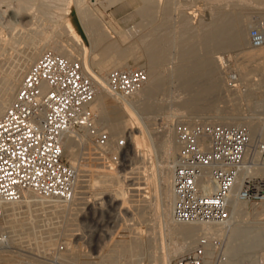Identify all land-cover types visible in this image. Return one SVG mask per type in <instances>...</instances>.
<instances>
[{
	"label": "rangeland",
	"instance_id": "1",
	"mask_svg": "<svg viewBox=\"0 0 264 264\" xmlns=\"http://www.w3.org/2000/svg\"><path fill=\"white\" fill-rule=\"evenodd\" d=\"M245 1L176 0L171 13V22L174 27H165L160 33L175 34L178 29L185 30L183 38L190 37L195 40L198 54L200 46L197 43L196 35L199 32L207 31L208 23L214 18L212 16L218 12L222 14L235 9L242 16L245 14L251 16L255 22L254 25L252 22L251 28L264 24L259 22L264 18V1L262 3H256L254 0ZM85 5L93 12L94 18L103 23L107 27L106 29H109L110 40L121 48L128 47L141 38L148 40L153 38L150 34L156 23L152 22L153 18H157L159 15V10L155 9L151 16L138 14V9L144 6V2L141 0H86ZM66 7L65 0H30L26 11H21L17 0H0V26L6 29L5 33H7L10 31V26L18 23L26 24L25 22L32 16L43 14V18L39 20L41 22L36 21L41 18V16H37L40 18L36 17V20L29 21L31 24H26V26H33L36 22L37 24L41 23L42 30L44 29L43 32L46 33L42 38L38 37L41 38L39 44L47 45L54 51L60 50L62 46L71 48L69 50L80 59L82 56L78 43L65 33L61 36L60 31L62 30L56 27L59 16L64 17ZM176 7L177 9H175ZM234 19L230 18L229 22H235ZM179 23L180 26L182 24L181 27H179ZM193 26L194 28L197 26L198 32ZM122 33H126L128 37H123ZM7 35L0 33V44L6 47L5 50L3 47V49L0 48V77H5L8 74L9 66L19 58L21 53L16 50L12 52V49H18L20 46L12 41L9 33ZM174 39L176 40V37ZM21 45V49L27 46L25 43H21ZM249 47L253 52L241 53L238 47L234 46L216 47L214 53L218 67L215 65V72L210 75L211 77L205 75L202 78L204 81L201 80L204 85H215V90L205 94L195 107L185 104V100L195 94L199 85L193 88L188 87V89L176 77L168 73V68H162L166 73L164 75L165 83L150 97V109L146 110L142 106L141 109L140 105L133 104L134 111L147 129L149 136V145L147 146L140 145L141 147H138L137 150L132 142L130 146L125 144L123 148L119 144L116 145H119L117 148H110L108 144L101 145V148L96 147L99 145L97 133L100 129L95 119L93 123L97 129L96 136L91 133L89 137L84 136L87 137L86 140H81L78 137L79 144L76 147L75 159L72 154H64L66 161L76 166L77 174H82L83 195L80 193L81 195L79 194L74 201L73 199L65 201L64 206L57 209H39L31 203L20 204L13 212L16 221L13 230L18 233L10 244L0 242L1 250L4 249V252L0 253V264H160V256L164 253L170 254L171 264H175V260L185 254V252L173 253L174 246L181 243L182 238L176 234L175 236L171 233L167 234L164 227H161L163 202L159 199L162 196V175L168 165L175 163L178 150L168 149L164 146V142L171 138L172 140L169 141L173 142L174 140V146L179 144L176 125L182 120L190 123L197 121L219 123L221 115L231 116L235 112L243 115L249 114L247 116H254L253 118L264 114L262 108L264 104L254 102V104L248 105L245 102L249 98L253 99L251 102L255 100L259 91L260 79L264 78V57L260 60H255L254 57L255 52L263 51L264 48H252L250 41ZM172 54L173 57L178 55L175 47L172 49ZM204 55L205 53H203ZM99 60L98 54L92 69L100 77L110 71L127 68L124 67V59L121 58L115 59L106 66L102 65ZM129 61L135 64L133 67L138 65V67H142L139 64L143 62L142 60L137 62L134 58H130ZM178 62L180 59H172L169 63L176 64ZM261 94L264 97V91ZM222 124H227V122H222ZM135 125V123L128 124L125 132L119 134L117 138L120 139L124 137L123 135L127 138L132 128L136 134L140 135ZM77 133L84 135L86 130L78 128ZM87 143H92L96 148L85 152ZM118 153H120V157L116 162L113 154ZM110 170L113 173L109 174V190L103 191L101 190L103 175L104 172ZM94 183L97 184L94 186ZM8 216L5 221L0 217V224L3 227H6L10 217ZM254 219L258 221L261 218L249 216L248 221L250 220L249 223H251L249 226H257ZM35 220L38 224L34 223ZM162 230L167 234L164 233V246L160 243ZM2 231L5 232L1 229L0 235ZM213 243L215 246L214 256L216 257L222 253L223 243L219 239L214 240ZM245 249L247 251V248ZM241 250L238 257H241L242 262L245 263V254L250 250L243 253ZM205 251L207 255L211 250L205 246ZM5 255L12 256L9 259Z\"/></svg>",
	"mask_w": 264,
	"mask_h": 264
},
{
	"label": "bare ground",
	"instance_id": "2",
	"mask_svg": "<svg viewBox=\"0 0 264 264\" xmlns=\"http://www.w3.org/2000/svg\"><path fill=\"white\" fill-rule=\"evenodd\" d=\"M17 1L19 9L21 11H26L30 0ZM65 1L67 7L65 9L64 17H61L56 13V15L59 16V19L56 22V27L57 29L59 28L60 30H62L60 31L61 36L65 33V35H68L76 43H78L82 56L80 59L75 54H73L72 51L69 50L71 48L68 49L62 46L60 50L54 51L49 49V46L47 45L39 44V39H41L43 34L46 33L43 32L44 29L42 30L41 23L37 24L36 22L37 25L33 23L35 26H26V24H31V22L29 21H32L37 16H41V18L37 17L40 19L36 18L37 20H35L41 22L39 20L43 18V14L37 15V13H35L37 16H32L28 21L25 22L26 24L18 23L10 26V31L7 33H5L7 30L0 26V33L2 35H7L9 33L11 38L13 39L12 41L14 43H18L20 46L18 49H12V52L13 50L19 51L18 53L21 52L20 55L18 54L19 58L17 60L15 59L16 61L9 66L7 72L8 74L6 76L4 74L5 77H0V114H2L6 110V108L16 97L17 91L22 84L24 76L30 69L32 63L36 61L44 52L51 50L54 53L64 55L70 59L79 60L82 63V66L86 73L92 78L95 87V96L90 102V106L97 111L98 116L96 120L98 128L104 129L108 132L110 131L108 141V145L110 148H117L119 146H116L118 144L117 137L119 134H123V132H125V128L128 127V124L130 123L136 124L135 126H137L140 135L136 134L135 130H133L132 128V131L127 138L125 137V135H123L126 138V144L130 146L133 142L136 146V149L138 147H141L142 145H149V136L147 133V129L146 127H144L141 119L134 111L133 104L136 103L140 105V108L142 106V108L146 110L150 109V97L154 95L165 83L166 77L164 75H166V73L164 70H162V68H168V73L172 74L179 81H181L186 88H193L194 86L199 85V88L195 92V94L185 100V104L195 107L198 105V101L201 100L205 94H209L215 90V85H204V83H201V80L204 81L202 78L205 75L210 76L213 72H215L216 57L214 50L216 49V47L234 46L235 48L238 47L239 52L241 51V53L252 51V49L249 47V30H251L250 26L252 22L253 25L255 22L254 20H252L251 16L246 14L242 16V14L240 15V12L235 9L233 11H225L222 14L220 12L216 13L215 16H212L214 17L213 20L208 23L207 31L197 33V43L200 46L199 52L197 54L195 40L190 39V37L183 38L185 30L178 29L175 34H163V32L160 33L163 28L173 26L171 22V13L175 7L176 0H141L144 2V6L138 9V14L143 16H151L153 15L155 9L159 10V15L157 16V18H153L154 21L152 22L156 23L153 27V31L151 30L152 32L150 34L153 38L151 40H148L147 38L138 39L125 48L117 46L113 41L110 40L111 32L109 31V29H106L107 27L104 26L103 23L94 18L93 12L85 5L86 0ZM254 1L256 3H262L264 0ZM177 7L175 9H177ZM230 18H235V22H229ZM262 21H259L261 22L260 24L264 23V18ZM181 26L179 23V27ZM258 26L264 28V24ZM196 27L194 28L193 26V28L196 29V32H198ZM122 36L126 38L128 37L126 33H122ZM193 36L195 35L193 34ZM175 37L176 40L174 39ZM21 43H25V45H27L26 48L23 45V50L21 49ZM2 45L3 44H0V48L3 47ZM250 46L254 49L264 48V44L256 46L251 42ZM173 47L176 48V52L178 53L177 56H174L175 58L172 54ZM3 48L5 50L6 47L4 46ZM203 53H205L204 56ZM14 54L17 53L14 52ZM98 54L100 56L99 62L104 66L108 65V63L114 61L117 58H121L124 59V67L130 68L135 65L129 61L130 58H134L137 62L142 60L143 62L139 64L142 65V67L147 72V79L145 83L142 85V87H140L133 93L115 91L109 84V75L112 71H110L105 76L100 77L99 74H97L92 69V65L96 63L95 61ZM254 54L255 60H260V58L264 57V50L257 51ZM172 59H180V62L176 64L169 63L170 61H172ZM258 90L259 91L257 93V96H255V100L253 102H251L253 100L252 98L246 99L245 102L248 105L254 104V102L264 104V97L261 94V92L264 91V78L260 79ZM240 100L243 101L241 98ZM262 108L264 109L263 106ZM247 115L235 112L231 116L221 115L218 121L219 123L227 122V125H246V128L248 127L247 129H249L248 131H250L249 134L251 140L248 145L247 160L242 171V176L261 175L264 177V166L259 163V158L261 156L262 146L264 143V114H261L262 116L255 118H253L254 116L251 117V115ZM94 127L95 129H93L92 127L75 126L66 130L63 135L64 154H72V157L75 159L76 147L79 144L78 137H80L81 140H86L87 137L91 135V133L96 136L95 133L97 132V129L96 126ZM78 128L85 129L86 134L79 135L77 133ZM170 139L164 142V146L171 150H179L180 143L178 142L179 144H176V146H174V140L172 142L169 141ZM96 147L101 148V144L97 145ZM96 147L92 143H87L85 152H89ZM251 153L252 158L250 159ZM70 165L74 167L76 173L74 192L71 199L67 200L61 197L47 196L35 190L26 189L23 192L22 196L17 200H0L1 218L5 221V218L8 215L10 216H8L9 219L7 220L6 227H3V225L0 224V230H5V232L2 231V234L0 235L1 243L10 244V242H13L15 240V236L18 231L13 230L16 224V221L13 217V212H15L14 210L20 204L31 203L32 205H34V207L39 209H57L64 206L65 201H71L72 199L74 201L75 199H77L80 193L82 194V174H77L76 166L73 164ZM173 167V163L168 165L162 175V196L159 199L163 202V209H161L163 210V215L161 214V216H163L161 218V227H164L167 234H174L173 236H175L176 234L182 238L181 243L175 245L174 248L172 247L173 253H186L187 251L194 248L200 241H204L206 248H209L211 250L206 255L205 264L264 263V200L251 201L241 199L238 195L237 186L232 192L230 212L229 216L226 219L221 221H179L174 217ZM112 173L113 171L111 170L108 172H104L101 190H109V174ZM96 184L94 183V186ZM249 213L250 215H248ZM251 215L256 218H261L258 219V221L254 219L257 226H249V224L251 223H249L250 220L248 221V218ZM36 220L34 221V223H37ZM164 233L165 232L162 230V240L161 242L159 241L160 243H162V246H164ZM217 239L221 240V242L223 243V251L215 257V246L213 241ZM243 248H247V251L246 249L244 250L246 252L250 250V252L245 254V263L242 262L241 257H238L239 251L241 249L243 250ZM250 248L253 249L251 250ZM1 249L2 246L0 248V253L4 252V249ZM244 251H242L241 253H243ZM5 256H8L7 258L10 259L12 255ZM171 261L172 260L170 254L164 253L160 256V264H171Z\"/></svg>",
	"mask_w": 264,
	"mask_h": 264
},
{
	"label": "built area",
	"instance_id": "3",
	"mask_svg": "<svg viewBox=\"0 0 264 264\" xmlns=\"http://www.w3.org/2000/svg\"><path fill=\"white\" fill-rule=\"evenodd\" d=\"M253 45L264 44V28L250 30ZM142 67L114 70L109 84L133 93L145 83ZM92 78L77 59L49 50L34 61L16 97L0 114V200H17L26 189L71 199L76 173L64 157L63 135L71 127H92L97 111ZM180 143L174 163V217L179 221H221L229 216L232 192L241 199L264 200V177L242 176L251 140L246 126L179 121ZM109 132L100 129L97 142L107 145ZM117 143L123 148L126 138ZM116 162L120 153L113 154ZM259 163L264 166V143ZM1 217V211H0ZM199 242L175 264H205ZM264 264V263H261Z\"/></svg>",
	"mask_w": 264,
	"mask_h": 264
}]
</instances>
